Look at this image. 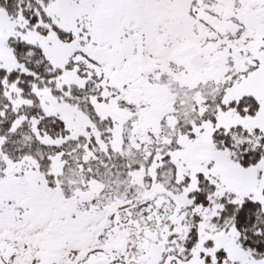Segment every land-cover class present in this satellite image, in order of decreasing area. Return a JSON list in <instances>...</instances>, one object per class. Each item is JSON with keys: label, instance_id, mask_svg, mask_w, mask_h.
<instances>
[{"label": "snow or ice", "instance_id": "1", "mask_svg": "<svg viewBox=\"0 0 264 264\" xmlns=\"http://www.w3.org/2000/svg\"><path fill=\"white\" fill-rule=\"evenodd\" d=\"M0 264H264V0H0Z\"/></svg>", "mask_w": 264, "mask_h": 264}]
</instances>
